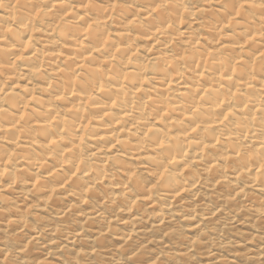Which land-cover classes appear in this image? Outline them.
Segmentation results:
<instances>
[{
  "label": "clouds",
  "instance_id": "clouds-1",
  "mask_svg": "<svg viewBox=\"0 0 264 264\" xmlns=\"http://www.w3.org/2000/svg\"><path fill=\"white\" fill-rule=\"evenodd\" d=\"M0 264H264V0H0Z\"/></svg>",
  "mask_w": 264,
  "mask_h": 264
}]
</instances>
